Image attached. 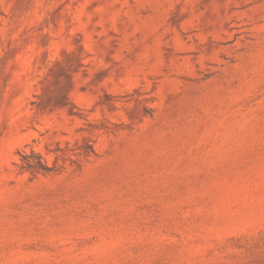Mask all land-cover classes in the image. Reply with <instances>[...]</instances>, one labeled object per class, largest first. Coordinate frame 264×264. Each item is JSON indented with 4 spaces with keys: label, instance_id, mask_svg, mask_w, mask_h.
<instances>
[{
    "label": "rangeland",
    "instance_id": "374dc122",
    "mask_svg": "<svg viewBox=\"0 0 264 264\" xmlns=\"http://www.w3.org/2000/svg\"><path fill=\"white\" fill-rule=\"evenodd\" d=\"M0 264H264V0H0Z\"/></svg>",
    "mask_w": 264,
    "mask_h": 264
},
{
    "label": "trees",
    "instance_id": "16d2710c",
    "mask_svg": "<svg viewBox=\"0 0 264 264\" xmlns=\"http://www.w3.org/2000/svg\"><path fill=\"white\" fill-rule=\"evenodd\" d=\"M23 157V159H25V156L23 155L22 156ZM28 166L29 167H34V166H37L38 168H41V169H43V170H46L47 168L40 162V161H38V164L37 165H34V164H28Z\"/></svg>",
    "mask_w": 264,
    "mask_h": 264
}]
</instances>
